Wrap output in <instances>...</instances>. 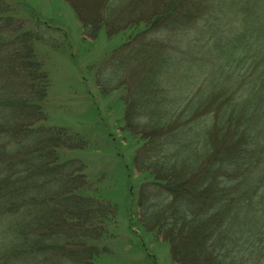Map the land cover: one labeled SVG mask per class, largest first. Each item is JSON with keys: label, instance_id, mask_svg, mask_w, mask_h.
I'll use <instances>...</instances> for the list:
<instances>
[{"label": "trees", "instance_id": "16d2710c", "mask_svg": "<svg viewBox=\"0 0 264 264\" xmlns=\"http://www.w3.org/2000/svg\"><path fill=\"white\" fill-rule=\"evenodd\" d=\"M64 1L83 43L103 30L124 37L96 85L121 92L122 139L137 150L113 172L118 203L91 188L68 154L123 141L101 118L89 130L48 122L37 45L61 28L23 0H0V264H98L122 208L174 264H264V0Z\"/></svg>", "mask_w": 264, "mask_h": 264}, {"label": "rangeland", "instance_id": "374dc122", "mask_svg": "<svg viewBox=\"0 0 264 264\" xmlns=\"http://www.w3.org/2000/svg\"><path fill=\"white\" fill-rule=\"evenodd\" d=\"M10 1L16 3V0ZM23 2L34 8L42 19L51 22L53 28L55 26L61 28L58 31H45V36L37 45L50 74L48 122L57 126L89 130L97 124L96 122H100L98 118H101V121L108 123L111 136L118 142L123 141L115 152L93 150L68 154L84 162L85 174L91 188L99 187L106 196L105 199L118 203L122 187L119 188L118 177L113 172L123 171L124 165L121 163H128L132 167L133 155L137 149L122 139L124 134L119 128L123 124L124 115V108L120 103L121 92L116 91L107 97L103 96L96 85V69L108 52L122 43L124 37L122 34L108 36L103 30L97 40L83 43L82 25L68 2L64 0ZM19 9L23 21H26V27L32 28L34 20L24 7ZM60 43L71 46L73 61ZM132 180V186L136 189L144 178L133 168ZM116 185L118 187L115 191ZM110 230L117 233V236L112 241L105 240L99 243L100 248L107 247L110 253L101 256L98 264H174L169 245L161 237L142 233L137 227L130 229L128 216L123 208L119 210L117 220L111 223Z\"/></svg>", "mask_w": 264, "mask_h": 264}]
</instances>
